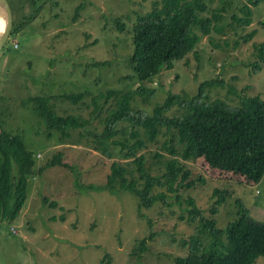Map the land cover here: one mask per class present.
Wrapping results in <instances>:
<instances>
[{"label":"rangeland","instance_id":"1","mask_svg":"<svg viewBox=\"0 0 264 264\" xmlns=\"http://www.w3.org/2000/svg\"><path fill=\"white\" fill-rule=\"evenodd\" d=\"M244 1L229 2L223 32L203 36L196 52L187 56V63L174 61L171 68H163L144 82L155 91L149 101L138 95L132 103L150 112L169 93L194 95L200 82L210 79L224 81L223 86L211 89V98L239 104L241 96H264V67L259 72L252 70L256 59L253 44L264 41V0L253 7L252 23L245 28L238 26L236 32L229 25V13ZM9 2L14 31L0 52V95L9 97L7 102L13 111L8 118L9 128L24 134L27 148L36 155L37 166H44L61 152L71 168L53 166L30 176L28 198L17 218L0 223V264H105V254L109 255L108 264H171L175 257L187 253L188 244L182 241L198 228V218L188 219L184 200L188 195L195 197L206 215L216 218L218 226L224 227L237 217L238 198L243 199L255 219L264 220V177L259 182L239 180L232 177L231 171L210 167L205 158L186 162L188 179H197L195 186L179 187L168 193L167 203L158 200L149 208L139 210L137 195L127 190L117 194L106 189L80 191L77 177L81 186L103 183L113 159L96 152L90 136L79 139V130H71L72 136L64 141L59 140L58 132L49 136L44 122H36L20 101L36 95L96 94L136 87L139 82L129 60L131 24L138 12L151 8L153 0ZM220 3L213 0L212 7ZM119 20L123 23L121 29ZM252 29L257 33L245 41L241 35ZM95 61L107 62L94 65ZM84 103L89 104V99ZM57 105L61 114L66 110L83 117L90 114L89 108H79L82 103L65 100ZM180 112L176 105L167 114ZM101 126L97 118L89 129L99 131ZM166 137L162 135L159 140ZM159 147L152 145L150 153L145 152L146 167L157 175L165 166L155 160L154 153L163 155L161 162L169 156L164 147ZM200 175L204 181L198 180ZM214 187L232 193L212 214L210 207L217 199ZM160 189L155 186V190ZM54 200L57 206L50 204ZM150 232L153 237L147 239L144 253L132 255L133 245ZM254 264H264V257L257 258Z\"/></svg>","mask_w":264,"mask_h":264},{"label":"trees","instance_id":"2","mask_svg":"<svg viewBox=\"0 0 264 264\" xmlns=\"http://www.w3.org/2000/svg\"><path fill=\"white\" fill-rule=\"evenodd\" d=\"M262 1L245 0L237 5V9L229 13V25L236 32L238 26L250 25L253 7ZM212 2L153 0L150 9L137 13L131 24L132 50L129 55L139 82L136 87L96 94L36 95L20 101L35 116L36 122H44L49 136L58 132L59 140L64 141L72 136L71 130H79V139L90 136L93 149L105 158L113 159L103 183L81 186L77 177L75 182L80 191L106 189L117 194L127 190L137 195L139 210L151 207L158 200L167 203L168 193L179 187L196 185L197 179H188L190 169L186 162L198 158H205L210 167L231 171L232 177L239 180L259 182L264 177V96H241L239 104L228 103L220 97L211 98V89L223 86L224 81L210 79L200 82L194 95L169 93L150 112L132 103L138 95L146 102L154 95L155 91L148 89L145 81L153 79L163 68H171L174 61L185 60L187 63V56L196 52L203 36L223 32L226 26L223 17L229 11L231 0H221L215 7ZM29 17L24 16L25 19ZM261 22L264 25V20ZM117 25L119 29L123 28L120 20ZM256 33L257 29H252L241 36L249 41ZM253 48L256 59L252 70L259 72L264 67V41L255 42ZM87 98L89 104L84 103ZM110 99H113L112 103ZM8 100L9 97L0 95V223L13 222L17 218L28 198L31 175L53 166L71 168L61 152L53 155L44 166H37L36 155L27 148L24 134L9 128L8 118L13 111ZM65 100L82 103L79 108H89V116L69 114L67 110L64 114L59 113L57 104ZM176 105L181 112L169 116L167 112ZM97 118L101 129H89ZM37 132L38 129L34 133ZM162 135L167 137L161 142L159 137ZM152 145H160L159 149L164 147L163 151L169 155L161 162L163 155L154 153L155 160L165 166L160 175L152 173L145 164V152L150 153ZM198 180L204 181L205 177L200 175ZM155 186L161 189L155 190ZM213 193L217 194V199L210 207L212 214L232 191L214 187ZM184 200L188 219L198 218V228L182 241L183 245L188 244L187 253L175 257L171 264H254L257 258L264 257V220L255 219L242 198H238L237 217L224 227L217 225L214 216L203 212L195 197L188 195ZM50 204L57 206L58 202L54 200ZM64 218L62 214L61 219ZM152 237L153 232H150L138 239L132 247V255L144 253L147 239ZM105 259L108 264V254L104 255Z\"/></svg>","mask_w":264,"mask_h":264},{"label":"water","instance_id":"3","mask_svg":"<svg viewBox=\"0 0 264 264\" xmlns=\"http://www.w3.org/2000/svg\"><path fill=\"white\" fill-rule=\"evenodd\" d=\"M13 11L9 0H0V21H2V31H0V52L11 35L13 28Z\"/></svg>","mask_w":264,"mask_h":264},{"label":"clouds","instance_id":"4","mask_svg":"<svg viewBox=\"0 0 264 264\" xmlns=\"http://www.w3.org/2000/svg\"><path fill=\"white\" fill-rule=\"evenodd\" d=\"M2 23H3V22H2V21H0V29H2Z\"/></svg>","mask_w":264,"mask_h":264},{"label":"snow or ice","instance_id":"5","mask_svg":"<svg viewBox=\"0 0 264 264\" xmlns=\"http://www.w3.org/2000/svg\"><path fill=\"white\" fill-rule=\"evenodd\" d=\"M0 31H2V29H0Z\"/></svg>","mask_w":264,"mask_h":264}]
</instances>
